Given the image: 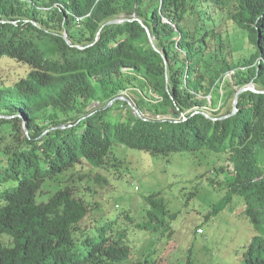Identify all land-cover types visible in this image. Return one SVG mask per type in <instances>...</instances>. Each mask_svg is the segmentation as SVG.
<instances>
[{
	"label": "trees",
	"instance_id": "16d2710c",
	"mask_svg": "<svg viewBox=\"0 0 264 264\" xmlns=\"http://www.w3.org/2000/svg\"><path fill=\"white\" fill-rule=\"evenodd\" d=\"M2 61L13 68L0 74V264H159L178 203L199 186L242 204L262 233L244 264H264V0H0ZM249 84L260 93H241L228 116ZM120 96L140 116L107 107ZM130 150L191 156L192 173L176 172L194 188L181 197L169 184L138 212L97 215L102 184L137 175ZM86 167L108 180L81 187Z\"/></svg>",
	"mask_w": 264,
	"mask_h": 264
},
{
	"label": "rangeland",
	"instance_id": "374dc122",
	"mask_svg": "<svg viewBox=\"0 0 264 264\" xmlns=\"http://www.w3.org/2000/svg\"><path fill=\"white\" fill-rule=\"evenodd\" d=\"M12 68L13 65L10 62H0V74L7 75V72ZM17 69L19 75H24L26 72L23 67L17 66ZM93 107H97V104L95 103ZM143 110L146 111L145 108ZM144 114L149 116L147 113ZM115 152L121 153V149H115ZM180 156L181 158H177L176 162H173V158L176 156H171L168 159L152 158L130 150L125 155V162L132 170L138 172L137 175L131 173L128 177L129 183H123L122 186L102 184L100 190V195L103 197V199L100 197L102 208L96 214L119 213L122 210L138 212L141 206L139 199L159 192L173 183H175L177 196L186 197L194 187L186 183L180 184L183 179L176 170L192 173L196 168V161L187 154ZM83 173H86V179L82 180V183H78L81 187L82 185L85 187L91 185L89 182L94 179L95 175H100L108 180V174L105 171H96L86 167ZM135 187L138 189H136L137 191L134 190ZM165 195L167 197L169 193L166 192ZM226 195L227 191L224 189H207L199 186L196 197L190 202V205L183 206L178 203L181 215H179L176 225L179 227L173 232L170 239L158 244L157 259L160 260L159 264H186L187 260L190 264H244L250 241L255 236H262V233L251 225L243 212L241 213L244 209L242 204L235 205L239 209L236 212L233 209L234 198L231 201V197H229V200L225 201ZM110 197V201L106 203ZM191 205L193 206L188 208ZM215 209L219 210L218 213L211 216L206 222L205 217L212 214ZM198 224L202 225L199 228L203 230L204 236L193 235L194 226ZM3 241L8 242L7 239H3Z\"/></svg>",
	"mask_w": 264,
	"mask_h": 264
},
{
	"label": "water",
	"instance_id": "95a60500",
	"mask_svg": "<svg viewBox=\"0 0 264 264\" xmlns=\"http://www.w3.org/2000/svg\"><path fill=\"white\" fill-rule=\"evenodd\" d=\"M125 21H128V19H123V20H122V19H118V20L109 21V22L105 23V24L102 26V28H103L104 26H106V25L122 23V22H125ZM139 23L141 24L142 27L145 28V31H146V34H147V37H148V42H149L150 46H151L156 52H158L157 49L155 48L154 38L150 35L149 30H148V29L142 24L141 21H139ZM102 28H101V29H102ZM101 29H100V30H101ZM99 32H100V31H99ZM99 32L97 33V35H99ZM63 39L65 40V42H66L67 44H70V43H69V40L67 39V36H66V35H63ZM96 40H97V39H96ZM78 48H79V49H82L81 47H78ZM162 59H163L164 65L166 66V63H167V62H166V57L163 56ZM245 91H252V92H255V93H260L259 91H257V90L254 88V86H253L252 84H249L248 86H245V87H243V88L238 89V90L236 91L234 97H233V110H232L231 114L228 115V116H231V115H233L235 112H237V97H238L241 93H243V92H245ZM261 93L264 94V92H261ZM116 100H120V101H124V102H126V103L129 105V107L132 108L138 116H140L139 111L135 108V106H133L132 102H131L129 99H127L126 97H124V96L117 97L115 100H113V101H111L110 103H108L107 107L110 106V105H112L113 102L116 101ZM205 116L209 118L208 115L205 114ZM223 118H226V117H223ZM24 132H25L26 135H28V131H27V129L25 128V126H24Z\"/></svg>",
	"mask_w": 264,
	"mask_h": 264
},
{
	"label": "built area",
	"instance_id": "2783aa9c",
	"mask_svg": "<svg viewBox=\"0 0 264 264\" xmlns=\"http://www.w3.org/2000/svg\"><path fill=\"white\" fill-rule=\"evenodd\" d=\"M197 232L202 233L203 231H202V229H199V230H197Z\"/></svg>",
	"mask_w": 264,
	"mask_h": 264
}]
</instances>
